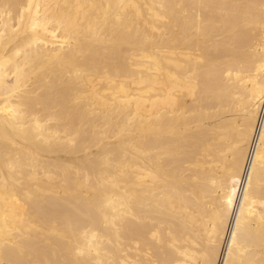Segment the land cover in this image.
Wrapping results in <instances>:
<instances>
[{"label":"bare ground","instance_id":"1","mask_svg":"<svg viewBox=\"0 0 264 264\" xmlns=\"http://www.w3.org/2000/svg\"><path fill=\"white\" fill-rule=\"evenodd\" d=\"M0 264H264V0H0Z\"/></svg>","mask_w":264,"mask_h":264}]
</instances>
